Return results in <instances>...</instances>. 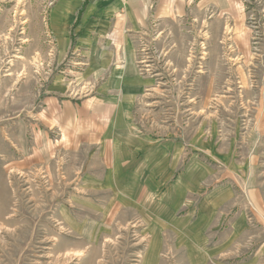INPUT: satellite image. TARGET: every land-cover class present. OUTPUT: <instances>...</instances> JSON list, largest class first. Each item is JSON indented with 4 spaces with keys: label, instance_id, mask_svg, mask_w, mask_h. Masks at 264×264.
<instances>
[{
    "label": "rangeland",
    "instance_id": "1",
    "mask_svg": "<svg viewBox=\"0 0 264 264\" xmlns=\"http://www.w3.org/2000/svg\"><path fill=\"white\" fill-rule=\"evenodd\" d=\"M52 2L0 0V264H264V0H151L118 175L49 112L96 88Z\"/></svg>",
    "mask_w": 264,
    "mask_h": 264
},
{
    "label": "crops",
    "instance_id": "2",
    "mask_svg": "<svg viewBox=\"0 0 264 264\" xmlns=\"http://www.w3.org/2000/svg\"><path fill=\"white\" fill-rule=\"evenodd\" d=\"M150 7L151 0H53L48 14L54 43L83 56L86 68L82 75L96 83L95 93L75 102L76 106L64 100L59 107L52 100L49 112L62 133L89 140L84 145L94 139L91 145L103 152V160L114 175L135 158L128 153L124 129L129 127L127 107L144 90L135 44L136 32L150 17ZM122 151L125 154L119 156ZM114 181L125 183L118 178ZM136 195L128 196V200L150 217L147 192ZM152 210L154 217L165 214L161 208Z\"/></svg>",
    "mask_w": 264,
    "mask_h": 264
},
{
    "label": "built area",
    "instance_id": "3",
    "mask_svg": "<svg viewBox=\"0 0 264 264\" xmlns=\"http://www.w3.org/2000/svg\"><path fill=\"white\" fill-rule=\"evenodd\" d=\"M99 1H111V0H99Z\"/></svg>",
    "mask_w": 264,
    "mask_h": 264
},
{
    "label": "bare ground",
    "instance_id": "4",
    "mask_svg": "<svg viewBox=\"0 0 264 264\" xmlns=\"http://www.w3.org/2000/svg\"><path fill=\"white\" fill-rule=\"evenodd\" d=\"M1 191V190H0Z\"/></svg>",
    "mask_w": 264,
    "mask_h": 264
}]
</instances>
